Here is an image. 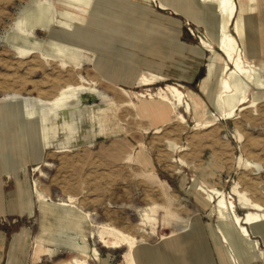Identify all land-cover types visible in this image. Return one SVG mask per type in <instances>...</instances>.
Here are the masks:
<instances>
[{"label":"rangeland","instance_id":"obj_1","mask_svg":"<svg viewBox=\"0 0 264 264\" xmlns=\"http://www.w3.org/2000/svg\"><path fill=\"white\" fill-rule=\"evenodd\" d=\"M84 1L43 0L55 19L48 27L22 29L21 9L32 0H0V264H7L12 247L21 264H65L72 257L130 264L127 245L99 243L100 236L116 239L108 227L136 239L130 252L135 264H254L233 245L229 215L217 217L218 199L210 212L192 188L206 182L228 195L238 183L247 198L264 205V90L249 84L247 99L260 92L257 106L211 127L197 124L185 104L146 109L175 85L217 113L211 104L217 74L209 70L214 54L200 48L201 40L218 51L196 0H172L168 9L159 8L160 0ZM253 1L239 34L229 28L242 56L260 64L264 80V0ZM57 4L73 11L61 16ZM12 33L33 53L15 50L7 39ZM141 75L153 81L143 84ZM77 84L82 88L65 93L67 107L58 109L60 90ZM202 119L197 116L198 123ZM245 160L260 165L248 168ZM16 185L33 193L26 198L32 214L27 204L19 211ZM233 197L243 216L247 208ZM52 202H67L88 217L67 222L51 213L46 204ZM214 224L227 242L213 241L208 226ZM250 233L251 240L242 237L239 245L257 257L245 242L258 241L264 251V238ZM67 234L84 250L65 247L60 237Z\"/></svg>","mask_w":264,"mask_h":264},{"label":"bare ground","instance_id":"obj_2","mask_svg":"<svg viewBox=\"0 0 264 264\" xmlns=\"http://www.w3.org/2000/svg\"><path fill=\"white\" fill-rule=\"evenodd\" d=\"M66 1L73 3L85 2L84 0ZM172 2V0H160L159 8L168 9L169 6L172 5ZM239 2L240 7L238 9L235 0H196V6L201 11H199L200 20L206 28L204 29V32H206V30L208 32H212L215 40V46L218 51L217 53L220 55L219 57L216 56V49L211 43L201 40L202 46L200 48L214 54V57L210 60L209 70L210 72L217 74L216 90L211 98V104L216 108L217 113H212L199 97L193 95L189 91L184 93L175 85H167L163 92H159V101L157 100L154 103L148 104L146 109L150 108L155 109L157 112H163L166 108L171 107V105H175V103L176 105L185 104V108L188 111L191 107H193L194 118L197 124H202L205 127H211L215 125L216 120L220 117L230 118L234 115L236 110L243 111L247 108L257 106L259 101L258 94L260 92H256V94L252 96V99H247L245 89L249 84H253L257 90H264V80L261 76V66L260 64H256L255 61H252L249 55L242 56V48L239 46L236 36L229 28L230 25L233 26L235 32L239 34L240 21L244 18L243 13L248 11L253 12L256 5L253 0H246V3H241V0H239ZM176 8L178 9V7ZM57 11L59 15L68 17L69 12L73 10L57 4ZM51 19L54 20L55 18L52 17L50 9L44 7L43 0H32L30 4H27L21 9L18 24L22 29L44 28L49 26L48 20ZM243 32L245 31L243 30L242 33ZM20 37L19 33H12L7 37V39L11 42L12 47L20 54L33 53V50L30 48L16 43ZM244 48H247L250 52L248 43L244 45ZM42 56L45 57V53H42ZM198 56L202 57L203 53L199 52ZM243 57L245 58V62L243 61ZM50 59L55 58L51 57ZM57 59L62 67H69V62L67 60L60 59L58 56ZM77 65L78 64L76 63V66ZM140 78L142 79L143 84H148L153 81L145 75H141ZM81 88L82 84L64 86L57 94V97L60 98L59 103H57L58 109L67 107V103H62L61 101L65 93L72 89L80 90ZM141 96L143 95L141 94ZM169 96L175 101L174 103ZM197 116L203 117L200 123H198ZM180 118L184 121L183 116H180ZM259 165L260 164L255 163L252 160L244 161V166L248 168H258ZM203 183V185L195 183L192 188L193 195L195 196L197 202L206 208L211 207V204L215 201V199H218L217 202L219 208L216 210L218 215L217 217L219 219H224L226 218V214L229 215L233 226L229 227L227 231L233 234V245L241 253H243L250 262H254V264H264V251L259 249L258 241H254V243H250L248 241L245 242L247 250H258L257 257L248 255L245 249H242L239 245L242 237L245 238V240H251L250 232L264 238V205L256 203L255 201L253 202L247 198L244 193L239 190L238 183L233 185L228 195L223 194L213 186L207 185L206 182ZM37 195L39 199L44 200L39 193ZM234 195L238 197V200L241 201V203H243L244 208H247V211L243 216H240L236 211L233 197ZM30 198L31 194H29V199ZM69 200L71 201L73 198L69 197ZM46 205L52 210L51 213L53 215L61 216L63 218L71 216L72 218V214L70 213L72 210L67 208L69 207L67 202H52L47 203ZM212 211L213 207L210 209V212ZM142 215L144 216L146 213L143 212ZM143 220L148 219L145 218ZM144 223L145 222L143 221L141 224ZM208 228L209 234L214 242L218 239H221L222 242H227V239L219 225H209ZM107 229L115 236L116 239L100 236L99 243L106 248H120L127 245L129 247L128 255L130 256V264H135L130 252L135 246L136 239L133 236L116 229L115 227H108ZM61 239L65 242L64 246L71 250H84V247L74 242L72 237L69 235L61 236ZM65 264L87 263H85L84 260L72 257L71 261ZM233 264H236L235 259H233Z\"/></svg>","mask_w":264,"mask_h":264},{"label":"crops","instance_id":"obj_3","mask_svg":"<svg viewBox=\"0 0 264 264\" xmlns=\"http://www.w3.org/2000/svg\"><path fill=\"white\" fill-rule=\"evenodd\" d=\"M51 29L53 27H50ZM1 165V164H0ZM1 171L7 173V174H10L9 172H6L3 170V168L1 167ZM19 186L16 185V198H17V204H18V207H19V211L20 212H25L26 210H24L23 206H25L26 204L29 205V209H30V214H32L33 210H32V207L30 208V203H27L26 202V198H28V195L29 193L31 192H27V195H26V192H20ZM33 193H31L32 195ZM20 198L22 200V202L20 201ZM25 200V201H24ZM76 210H72L70 213L72 214V218L71 216H66L64 217V219L67 221V222H72V223H80V221L83 219V218H87L88 216L85 214V212H83V216L79 215L77 212H75ZM68 217V218H67ZM42 229H44L42 227ZM68 235V234H67ZM70 236V235H69ZM61 238V237H60ZM58 236L54 238V241H55V244H57L56 240L60 239ZM73 238H75V236H73ZM16 239H20V241L22 242L23 240V235H21L20 237H14V243H16ZM7 264H21L20 261H15V257H14V254H13V247L10 249L9 251V255H8V259H7Z\"/></svg>","mask_w":264,"mask_h":264}]
</instances>
